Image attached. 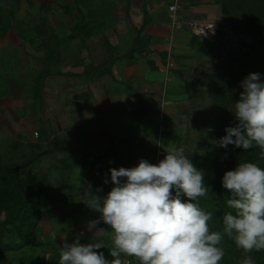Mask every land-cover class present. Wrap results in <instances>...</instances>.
<instances>
[{"label": "rangeland", "instance_id": "374dc122", "mask_svg": "<svg viewBox=\"0 0 264 264\" xmlns=\"http://www.w3.org/2000/svg\"><path fill=\"white\" fill-rule=\"evenodd\" d=\"M41 1L44 3L39 5L30 0H0V28L8 22L6 27L15 29L19 42L26 39V30L32 26L55 29L60 26L87 28L91 25L98 28L97 38L90 40L95 42L92 49L96 53L97 64L103 60L119 61L123 57L122 53H130L113 51L109 47L110 41L124 45L146 40L140 32L141 29L133 27L130 20L120 31L116 23L123 22L122 19H112L114 9L123 10L125 5L132 4V0H128V3L124 0H94L95 3H92L93 0H83L81 3L76 0L65 6L66 13L67 10L71 12L75 8L81 12L82 16L76 20L69 13L66 18L57 17L56 11L61 9V0H51L48 3L46 1L49 0ZM202 1L211 6L207 11L198 12L203 20L200 22L210 25L214 33L209 38L199 39L189 29H178L176 36L172 38V65H167L163 72V89H167L171 76L172 88H175L172 90V114L153 113L154 104L150 105L147 100H141L144 105L140 108L145 113L129 115L132 123L137 122L141 124L140 127L129 132L128 146H120L118 143L113 146L118 144L115 154L128 155L125 167L135 166L141 158L156 163L163 159L169 147H183L185 155L189 156L194 166L205 173L208 194L198 198L199 206L204 211L213 213L208 222L210 229L223 232L222 216L229 210L226 206L229 191L219 192L226 190L221 185V177L225 170L234 168L237 163L253 162L254 155L246 157L245 153L250 152V149L245 151L231 145L227 149L214 147L210 139L223 136L226 126L237 123L231 111L242 91L240 82L250 72H258L264 76V56L249 48L254 40L249 32L257 33L258 29L264 32V0H199L197 4ZM170 2L171 0L164 1L166 9ZM187 7V0H182L178 13L181 14ZM140 10L144 9L141 7ZM144 13L147 11L144 10ZM6 16L8 19L4 21ZM48 49L53 58L57 52L56 45H50ZM88 49L86 46L81 49L85 59L92 57L88 55ZM88 67L89 65H84L83 69ZM49 70L59 71L60 68L55 66ZM58 74L51 72L46 75L54 76L48 82L51 86L57 83L55 76ZM61 94L58 95L59 99L63 98ZM51 118L54 119V115ZM40 126L33 122L31 153L27 145L24 148H0V222L16 214L19 206L23 204V190L30 195L29 205H34V210L39 211L36 219L38 225L42 208L51 199L46 191L66 190L61 178L63 174L57 171V164L53 161L60 155L79 153L78 149L83 143L87 144V141L72 144L61 139L58 142L49 141L53 137L52 133L49 137H42ZM34 132L38 133L37 137ZM47 165L54 168L47 172ZM58 165L66 164L59 160ZM35 234L38 242L41 241L37 226ZM17 237L15 225L0 226V244L7 247L0 256V264H26L28 257L32 255L34 260L30 264H42L39 255L45 250L41 245L13 249L14 244L21 242ZM220 247L224 250L220 264H245L248 258L252 259L253 264H264V250L246 252L226 234Z\"/></svg>", "mask_w": 264, "mask_h": 264}, {"label": "crops", "instance_id": "0c3cea01", "mask_svg": "<svg viewBox=\"0 0 264 264\" xmlns=\"http://www.w3.org/2000/svg\"><path fill=\"white\" fill-rule=\"evenodd\" d=\"M75 1L61 0L57 17L63 19L69 13L75 20L80 18L82 14L77 8L65 11V6ZM164 1L132 0V4L125 5L123 10L114 9L112 19L123 21L116 23L120 31L130 20L146 39L124 45L110 41L109 47L113 51L130 52L122 53L119 61L103 60L97 64L92 49L95 42L90 40L97 38L98 28L91 25L55 29L32 26L26 30V39L19 42L15 29L6 27L8 22L0 28V148H24L27 145L31 153L33 122L41 125L42 137L52 133L49 141L61 139L70 144L87 141L78 149L79 153L60 155L53 161L57 171L63 174L61 178L66 190L46 191L51 203L44 204L37 225L41 233L39 242L45 250L39 255L42 264H59L65 236L69 242L77 236L81 237V243L103 242L105 248L100 251L104 255L112 248V231L106 225L88 231L91 221L98 219L99 214L84 201L95 194L105 195L112 186L110 181L105 182L109 180V169L125 167L128 163V155L115 153L118 144L128 146L129 132L141 125L132 123L129 116L145 113L140 108L144 105L141 100L154 104L153 113L172 114V90L175 88H172L171 76L167 89H163V72L168 64L172 65V38L178 29L190 30V27L184 23L173 27ZM198 1L187 0L188 7L177 14L178 20L203 22L198 12L207 11L211 4L204 1L197 4ZM30 2L44 3L41 0ZM4 19L6 21L8 17ZM111 31L114 34L113 29ZM50 45H56L53 58L48 49ZM85 46L89 48L88 55L92 56L88 59L82 56L81 49ZM84 65L89 67L83 69ZM55 66L60 70H49ZM51 72L59 73L55 76V86L48 83L54 77L46 76ZM60 93L62 99L58 98ZM53 115L54 119L51 118ZM59 160L66 165L59 166ZM50 168L54 166L47 165L46 171ZM123 257L121 254L123 264H139L134 256H127L129 263ZM27 260L26 264L32 263L33 255Z\"/></svg>", "mask_w": 264, "mask_h": 264}, {"label": "clouds", "instance_id": "9594fccd", "mask_svg": "<svg viewBox=\"0 0 264 264\" xmlns=\"http://www.w3.org/2000/svg\"><path fill=\"white\" fill-rule=\"evenodd\" d=\"M240 87L231 111L237 123L210 143L245 151L256 146L264 160V76L250 72ZM109 181L105 195L84 202L99 214L88 231L101 224L112 231V259L100 251L103 242L81 243L80 236L69 242L65 236L59 264H123L121 254L136 257L139 264H220L225 234L246 252L264 250V165L245 161L224 171L220 182L229 191V210L222 216L223 232L209 228L213 213L198 203L208 194L205 173L183 147H169L156 163L141 158L133 167L110 168ZM245 264H253L252 259Z\"/></svg>", "mask_w": 264, "mask_h": 264}, {"label": "trees", "instance_id": "16d2710c", "mask_svg": "<svg viewBox=\"0 0 264 264\" xmlns=\"http://www.w3.org/2000/svg\"><path fill=\"white\" fill-rule=\"evenodd\" d=\"M249 33L250 36L254 38V40L249 44L250 50L264 56V32L258 29L257 33L259 34L253 31H250ZM261 151L262 150L259 147L254 146L253 148L250 149V152L245 153V156L249 157L250 154H253L254 157L252 161L255 163L263 164L264 160H261L259 155ZM235 157H236L235 159H237V156ZM15 168L13 171L16 170ZM10 169L12 168H7V170ZM222 191L227 192L228 190H219V192ZM22 193H23V204L19 206L16 214L12 218H8L7 220L0 222V226L15 225V229L18 235L17 239L18 240L21 239V242L14 244L13 249H19L23 246L37 247L41 245V243L38 242L35 234V228L37 226L36 219L39 216V211L34 210L35 207L34 205L32 204L29 205L28 202L30 195L25 194L23 190ZM27 206L29 207V209H27ZM23 222L25 223L24 226H23ZM6 249H7L6 246L0 244V256H2L5 253Z\"/></svg>", "mask_w": 264, "mask_h": 264}, {"label": "built area", "instance_id": "2783aa9c", "mask_svg": "<svg viewBox=\"0 0 264 264\" xmlns=\"http://www.w3.org/2000/svg\"><path fill=\"white\" fill-rule=\"evenodd\" d=\"M181 2L182 0H171L169 6L167 7V11L169 13L170 20H171V25L175 27L181 23L188 24V27H190V30L194 33V35L200 36L201 38H204V39L211 37L212 34L214 33V30L211 28L210 25H207L205 23H201L200 21H195V20L194 21L193 20L192 21L191 20H183V21L178 20L177 13L179 9V4ZM169 65L171 64H168V67ZM34 136L37 137L38 133L34 132ZM109 251H108V255H105V258L110 260L111 256L109 255ZM123 259L126 263L130 262L127 256H124Z\"/></svg>", "mask_w": 264, "mask_h": 264}]
</instances>
